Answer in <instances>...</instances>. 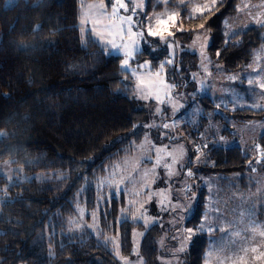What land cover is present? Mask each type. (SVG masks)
<instances>
[{"label": "trees", "instance_id": "16d2710c", "mask_svg": "<svg viewBox=\"0 0 264 264\" xmlns=\"http://www.w3.org/2000/svg\"><path fill=\"white\" fill-rule=\"evenodd\" d=\"M6 1L0 0V131L5 134L0 139V161H12L27 175L56 172L66 177L55 182L14 183L0 178V195H4L0 264H121L100 240L119 237L121 254L132 257L133 232L144 226L119 223L124 198L102 202L99 180L131 152L132 141L142 139V131L134 133V129L146 120L147 113L134 100L132 78L123 70L122 59L108 55L91 33L83 39L81 0H16L9 8ZM241 4L242 0H216L210 10L191 17L189 4L183 0H149L146 12L177 11L181 31L175 39L184 43L197 31L208 30L211 61L234 74L245 71L255 51L264 45V26L226 39L224 21L236 16ZM157 44L161 46L159 58H153L148 49L141 58L166 57L165 46ZM199 64L198 55L183 54L177 63L181 71L173 67L169 76L179 88L192 91L196 84L191 74ZM205 99L207 110L215 108L211 98ZM227 114L240 123L264 118V110L251 108L227 110ZM259 151L264 156V135ZM253 163L238 146L213 145L208 162L199 164V172L222 175L225 184L235 176V187L248 191L256 187L248 176ZM208 195L207 189L200 191L187 226L200 225ZM99 205L103 206L102 234L89 226L73 228L71 222L80 207L91 213ZM216 234H196L186 264H205ZM161 236L160 225L147 231L141 248L146 264H157Z\"/></svg>", "mask_w": 264, "mask_h": 264}, {"label": "rangeland", "instance_id": "374dc122", "mask_svg": "<svg viewBox=\"0 0 264 264\" xmlns=\"http://www.w3.org/2000/svg\"><path fill=\"white\" fill-rule=\"evenodd\" d=\"M16 2L7 0L5 6L12 7ZM119 2L124 3L127 10L118 8V0H81L79 24L84 40L91 33L108 55L122 59V68L133 81L134 100L147 113L146 120L134 129V133L142 131L141 141H132L131 152L99 180L102 202L124 198L119 223L130 221L144 228L133 232L132 257L121 254L119 237L107 236L101 243L111 249L121 264H146L141 252L142 242L150 228L160 225L162 236L158 239L157 264H186L192 239L200 233H190L188 229L204 224L201 232L219 233L213 235L205 264H233L231 258L244 257L242 248L249 249L245 264H264V255H261L264 236L260 234L264 231V164L257 162L264 118L240 123L227 114V110L245 108L264 110V45L255 51L245 71L228 74L209 57L212 39L208 30L197 31L190 42L184 43L175 39L176 33L181 31L177 11L166 8L147 13L149 0ZM183 2L189 4V16L195 17L201 14V8L203 13L210 10L216 0ZM136 5L141 7L133 12ZM114 6L118 9L115 15ZM169 14H176L174 27L168 21ZM128 17H131V25ZM149 25L152 32H160L164 38L149 35ZM130 26L131 33L128 32ZM261 26H264V2L242 0L239 13L225 19L224 35L230 40L251 27ZM138 33L143 35H136ZM262 36L264 40V33ZM132 41L136 42V50L125 66V52L132 49ZM157 42L165 46L167 56L159 60L142 59L140 55L145 49L153 58H159L161 46ZM113 43L117 47L114 48ZM186 53L200 58L198 70L191 74L196 84L192 91L179 88L169 76L173 67L181 71L177 63ZM204 97L211 98L215 108L207 110ZM4 135L0 131V139ZM213 145L238 146L254 160L248 171L249 178L255 182L254 189L236 188L235 176L225 184L226 178L222 175L199 172V164L208 162ZM1 177L14 183L55 182L66 176L56 172L27 175L22 167L8 160L0 161ZM203 188L209 194L206 212L198 227H189L187 222L196 211ZM3 197L1 194L0 204L4 202ZM102 207L99 205L91 213L80 207L77 219L71 222L73 228L89 226L96 234H102L99 228ZM253 248L255 252L251 251Z\"/></svg>", "mask_w": 264, "mask_h": 264}, {"label": "snow or ice", "instance_id": "6c2138e0", "mask_svg": "<svg viewBox=\"0 0 264 264\" xmlns=\"http://www.w3.org/2000/svg\"><path fill=\"white\" fill-rule=\"evenodd\" d=\"M129 2H131V0H129ZM137 7H141V5L134 6L133 12H135V8H137ZM204 7H207V6H204ZM118 8H122V9H126L127 10V6L124 3H120L119 0H118ZM117 10H118L117 6H114L113 7V15H115L117 13ZM200 11H201V15H202L203 8H201ZM168 21H170L171 22V26L174 27L175 24H176V14H169L168 15ZM128 22H129V25H131V17H128ZM161 23H163V20H161ZM82 24H83V21H82ZM201 27H203V25H201ZM81 31L83 32V28H81ZM128 32L131 33V26L129 27ZM148 34L149 35H161V39L164 38L163 35L160 32H156V33L152 32L151 31V25H149ZM169 34H171V33H169ZM136 35L142 36L143 33H138ZM132 45H133L132 49L125 52V56H126V59L124 60V65L125 66L128 64V58H130L132 56V54H133V51L136 50V42L135 41H132ZM112 46L114 48L117 47V45H115L114 43H113ZM161 68H163V65H161ZM165 127H167V125H165ZM189 175H191V173H189ZM204 227H205V225L201 224L198 228H196V229H188V231L190 233L201 232V231L204 230ZM260 234H261V236H264V231H261ZM237 235H239V234H237ZM261 247H264V244H262ZM241 251L245 254L244 257L237 256V257L231 258L233 260V264H245L247 253H248L249 249H243L242 248ZM251 251L255 252L256 249L253 248V249H251ZM261 255H264V253H261Z\"/></svg>", "mask_w": 264, "mask_h": 264}, {"label": "water", "instance_id": "95a60500", "mask_svg": "<svg viewBox=\"0 0 264 264\" xmlns=\"http://www.w3.org/2000/svg\"><path fill=\"white\" fill-rule=\"evenodd\" d=\"M263 161H264V156H261V157L258 158V161H257V162H258V163H261V162H263Z\"/></svg>", "mask_w": 264, "mask_h": 264}, {"label": "built area", "instance_id": "2783aa9c", "mask_svg": "<svg viewBox=\"0 0 264 264\" xmlns=\"http://www.w3.org/2000/svg\"><path fill=\"white\" fill-rule=\"evenodd\" d=\"M199 150L201 151V150H202V148H201V147H199Z\"/></svg>", "mask_w": 264, "mask_h": 264}, {"label": "crops", "instance_id": "0c3cea01", "mask_svg": "<svg viewBox=\"0 0 264 264\" xmlns=\"http://www.w3.org/2000/svg\"><path fill=\"white\" fill-rule=\"evenodd\" d=\"M262 154L261 153H259V156H261Z\"/></svg>", "mask_w": 264, "mask_h": 264}]
</instances>
